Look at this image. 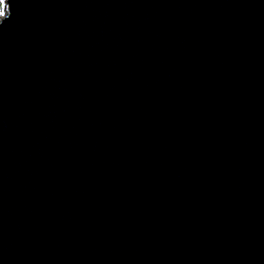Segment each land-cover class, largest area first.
Segmentation results:
<instances>
[{"label": "water", "instance_id": "95a60500", "mask_svg": "<svg viewBox=\"0 0 264 264\" xmlns=\"http://www.w3.org/2000/svg\"><path fill=\"white\" fill-rule=\"evenodd\" d=\"M0 264H264V0H6Z\"/></svg>", "mask_w": 264, "mask_h": 264}, {"label": "snow or ice", "instance_id": "6c2138e0", "mask_svg": "<svg viewBox=\"0 0 264 264\" xmlns=\"http://www.w3.org/2000/svg\"><path fill=\"white\" fill-rule=\"evenodd\" d=\"M6 0H0V16L5 15V10H6Z\"/></svg>", "mask_w": 264, "mask_h": 264}, {"label": "clouds", "instance_id": "9594fccd", "mask_svg": "<svg viewBox=\"0 0 264 264\" xmlns=\"http://www.w3.org/2000/svg\"><path fill=\"white\" fill-rule=\"evenodd\" d=\"M11 16H12V9L10 10L8 16L0 18V26H2L5 23V21L9 20Z\"/></svg>", "mask_w": 264, "mask_h": 264}]
</instances>
